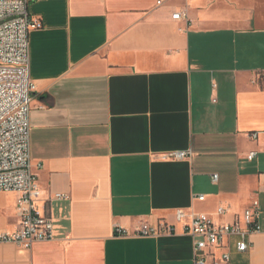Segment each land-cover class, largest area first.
Listing matches in <instances>:
<instances>
[{"label":"crops","instance_id":"1","mask_svg":"<svg viewBox=\"0 0 264 264\" xmlns=\"http://www.w3.org/2000/svg\"><path fill=\"white\" fill-rule=\"evenodd\" d=\"M161 1L28 0L42 24L29 34L30 163L53 237L0 244V264H192L176 210L253 202L260 231L229 264H264V154L244 158L264 149V0ZM173 152L189 156L162 158ZM16 200L0 192V232L18 228ZM160 222L175 234L134 235Z\"/></svg>","mask_w":264,"mask_h":264},{"label":"built area","instance_id":"2","mask_svg":"<svg viewBox=\"0 0 264 264\" xmlns=\"http://www.w3.org/2000/svg\"><path fill=\"white\" fill-rule=\"evenodd\" d=\"M158 0L157 5L161 4ZM173 20H187V10L172 14ZM42 28L40 21L32 20L28 0H0V192L17 194L15 213L18 228L12 233L0 232V244H14L29 249L33 244L50 241L53 224L50 216L38 203L42 191L37 175L30 163V111L35 86L30 79L29 34ZM264 82V74L261 76ZM254 140L256 134H250ZM262 151H250L244 156L254 161ZM189 152L164 154V160L179 161ZM217 175L212 176V182ZM67 194L55 193L49 201L67 202ZM195 200L204 201V196ZM231 215V222H217L214 216L224 219ZM258 203L253 202L242 213H230L219 206L213 215L185 214L176 210L175 219L182 224V233L193 240L192 264H229L230 247L237 253L249 250L251 235L260 231ZM175 234L172 226L160 222L155 226L141 225L134 235L158 237ZM115 235L127 232L115 229Z\"/></svg>","mask_w":264,"mask_h":264}]
</instances>
